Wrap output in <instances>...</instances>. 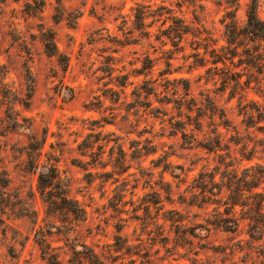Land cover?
I'll return each instance as SVG.
<instances>
[{"label": "rangeland", "instance_id": "1", "mask_svg": "<svg viewBox=\"0 0 264 264\" xmlns=\"http://www.w3.org/2000/svg\"><path fill=\"white\" fill-rule=\"evenodd\" d=\"M224 1L0 0V264H47L35 243L38 229L58 248L62 264L70 254L67 239L86 243L108 264H127L129 255L124 250L115 253L112 246L120 220L125 245L137 246L141 240L151 253L160 250L164 261L152 256L151 264H191L192 249L205 264H264V230L261 240H251L248 221L240 220L234 234L226 233L207 227L213 206L200 210L177 203L178 194L188 196L185 190L203 166L212 168L218 159L185 148L181 134L170 125L178 116L186 122L190 100L204 108L208 97L230 121L228 130L219 127L223 142L233 130L248 137L250 146L264 139V119L258 114L264 111V42H244L255 54L257 67L248 64L242 46L234 58L228 55L225 65H215L209 53L204 57L202 42L200 57L194 56L200 43H194L191 34L172 46L161 33L170 20L162 25L164 17H149L141 28L135 19L137 4L155 10L163 3L194 25L196 14L219 48L226 46ZM249 1L239 0L236 17L241 27ZM258 16L264 20V0ZM50 37L56 48L52 54L45 50ZM167 62L171 74L160 75ZM122 76L127 77L124 88L119 85ZM180 80L190 83L188 95ZM201 120L202 133H208L211 120ZM83 143L92 148L93 158ZM29 144L41 147L38 167L28 160ZM118 146L126 153L123 169L116 164ZM251 156L252 163L264 165V144ZM165 163L171 164L163 177L172 184L173 204L159 187ZM51 164L68 198L86 210V219L55 213L51 194H41L38 177ZM170 172L181 179L171 178ZM153 191L160 193V204L149 203ZM161 204L180 211L186 224L203 225L196 230L198 238H191L192 245L175 248L173 234L164 245L162 238L171 227L164 222ZM236 211L240 218V209Z\"/></svg>", "mask_w": 264, "mask_h": 264}, {"label": "trees", "instance_id": "2", "mask_svg": "<svg viewBox=\"0 0 264 264\" xmlns=\"http://www.w3.org/2000/svg\"><path fill=\"white\" fill-rule=\"evenodd\" d=\"M189 3H194L197 0H188ZM203 1V0H198ZM216 2H223V0H215ZM260 0H250L246 10V22L244 26H239L237 20V11L239 9V0H225L226 4L225 13L222 17V24L224 25L223 39L226 46L217 47V41H215L210 32H207L206 28L202 24V20L196 14L194 15V24L185 22L184 19L174 15L171 8H168L163 3L156 6L155 10H152L151 6H145L143 4H137L135 19L140 27L145 26V20L149 17H158L161 19L164 17L162 25L170 20V24L161 33L165 35L172 46L176 47L175 41L182 42L184 37L191 34L194 39V43L202 42L205 52L204 57L209 53L212 57V64L221 63L226 64L228 55L233 58L239 54L238 49L242 46V53L246 54L248 64L255 67L258 66L255 54H252L248 47L244 45V42L260 43L264 42V20L258 16V7ZM182 3H178L179 8L182 7ZM202 8V6H199ZM154 14V15H153ZM166 15V16H164ZM192 22V23H194ZM203 33L206 36H203ZM212 44L209 48V45ZM166 45V43L164 44ZM199 45L195 48L197 51L194 56L200 57ZM55 44L53 38L50 37L49 42L45 43V50L47 53H55ZM219 52H225L220 54ZM240 59L239 61H241ZM167 69L161 72L160 75L171 74L170 62L166 64ZM233 75V74H231ZM120 87H125L127 80L126 76L121 77ZM185 84V95H188L190 89V83L187 80H180ZM169 80L167 83L169 84ZM176 82V80H173ZM146 92V91H145ZM146 94H150L147 92ZM192 103L186 104L185 108L188 113L185 115L186 122L181 120L178 116L171 118V129L176 133L181 134V139L185 148H195L205 151L209 154H214L217 157V164L210 168V166H203L202 170L193 178L192 182L188 185L185 193L188 196L178 194L177 200L179 205H185L186 207H196L200 210H208L210 206H213V219L207 220V227H213L221 229V231L234 234L239 228L240 220L248 221L247 235L251 240H261L264 230V165L259 162L252 163L251 154L255 152L257 146L264 144V139H258L253 142V146H250L251 140L247 137L239 136L236 130L234 135H231L228 142H223L222 134L219 132V127L228 130L230 127V121L227 117V113L224 109L219 108L210 98L206 97V105L204 108L197 107ZM183 104H179V110ZM194 107V108H193ZM195 110L197 113L192 116L190 113ZM260 117L264 119V111L258 110ZM208 116L211 120L210 126L213 128L208 133H202V120L201 118ZM249 118V117H248ZM218 120L219 123H215ZM202 133V139L199 138V134ZM246 139V140H245ZM85 149L90 148L83 143ZM237 147H239L237 149ZM27 157L30 164L34 167L39 165L41 156V147H35L29 144L27 148ZM89 154L91 158L94 157V152ZM149 153V152H147ZM142 155V152L140 153ZM236 154L240 156L237 159ZM86 156L85 154H82ZM126 161V153L122 146H118V157L116 164L118 169H123ZM242 161H246L247 164L241 165ZM164 170L161 173L160 189L165 193L166 202L173 204V188L172 184L164 180L163 174L171 168V164L165 163ZM181 171H183L181 169ZM170 176L173 179H181L180 175L177 176L173 172H170ZM38 188L42 192L41 194H51L53 198L51 200V207L57 212V214H66L74 219L83 218L86 219L87 213L84 207L77 201L68 198V192L63 189L61 183L60 174L53 164L47 166L46 173H40L38 177ZM135 189V187H134ZM54 193V194H52ZM133 193V192H132ZM153 199L149 200V203L157 205L161 203L160 193L153 191ZM132 196H134L132 194ZM148 196V195H147ZM122 198V197H121ZM162 205L164 222H169L171 229L168 234L162 238L165 241L164 245H167L171 235L173 234L172 242L175 248H183L186 245H192L191 238H198L196 230L203 228L202 224L193 223L186 224L183 219V214L176 209H164ZM223 208L221 212L220 209ZM240 209L241 217L236 218V210ZM150 210V204L145 206L146 214ZM167 215V216H166ZM125 225L121 223V220L115 225L117 235L114 237L113 250L118 253L124 250V254L129 255L127 264H151V257L156 256L155 260L164 261L163 257L159 256L160 250L157 249L153 253L150 250L142 248L141 240L139 245L131 246L125 245L127 239L120 233L124 229ZM39 230V231H38ZM35 232L36 245L39 246L42 260L47 264H62L58 248H53L47 241L46 235L42 233V229H38ZM206 230H208L206 228ZM260 234L259 238L256 236ZM65 247L69 248V256L66 260V264H108L103 260L94 249L88 246L84 242H77L75 239H67ZM124 243V244H123ZM258 246H262L259 244ZM201 248L202 245H199ZM140 248V249H138ZM166 253L170 250L166 248ZM194 259L191 260V264H205L202 259L198 258L199 252L192 249ZM215 251V250H213ZM264 251V250H263ZM177 261V260H173ZM122 264V263H121ZM170 264V263H168ZM179 264V263H176ZM235 264V263H229Z\"/></svg>", "mask_w": 264, "mask_h": 264}]
</instances>
